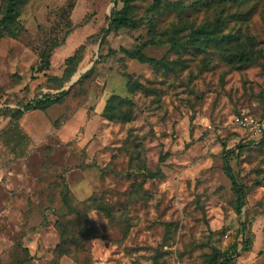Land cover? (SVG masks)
I'll return each mask as SVG.
<instances>
[{
    "label": "rangeland",
    "instance_id": "374dc122",
    "mask_svg": "<svg viewBox=\"0 0 264 264\" xmlns=\"http://www.w3.org/2000/svg\"><path fill=\"white\" fill-rule=\"evenodd\" d=\"M124 5L20 0L0 25V264H264V144L233 121L264 113V0H131L105 31Z\"/></svg>",
    "mask_w": 264,
    "mask_h": 264
},
{
    "label": "trees",
    "instance_id": "16d2710c",
    "mask_svg": "<svg viewBox=\"0 0 264 264\" xmlns=\"http://www.w3.org/2000/svg\"><path fill=\"white\" fill-rule=\"evenodd\" d=\"M20 0H8L6 9H5V14L2 18H0V25L2 26H6L8 23H10L15 16L18 13V2ZM131 4V0H125V5L121 10L115 11L113 12V16L112 19L110 21L109 27L105 30V31H109L111 29H119L122 27H134L137 25V21L130 18L128 16L127 10H128V6H130ZM216 27L218 28V23H216L214 25V30H216ZM214 30H212L211 26H202L200 28V33H203L205 36V39L207 41H214L216 44H221L223 41V37H218V36H214ZM143 46V45H142ZM138 47L136 49H125L126 53L129 54L131 57L137 58L140 61L143 62H149V63H155V60L147 58L142 50L141 47ZM79 60V56L78 53L73 54L72 56L68 57L66 60V64H67V70L66 73L71 74V72L73 71L71 66L74 65L77 61ZM93 69H89L86 74L84 76H90L92 74ZM67 91L63 90L60 94L58 95H46L43 96L42 98H37L32 102H28L26 103L23 108L21 109H15V110H10V114H8L12 119V126L13 127H17L18 126V118L26 111L28 110H34V109H45L50 107L51 105L58 103L61 100L62 95H64ZM242 112H238L237 114H241ZM246 114H253L252 112H243ZM253 115H257L260 117L264 116V113H256ZM264 144V136L257 138V139H249V140H245L242 139L240 142V146H250V145H263ZM228 171L230 172V168H227ZM238 201H239V207H241L242 205V195L241 192H239L238 194ZM66 204L67 207L70 209V204L69 202L66 200ZM246 228L244 225L241 226L240 230H239V234L238 237L241 238V241H243L244 239H246L247 235L245 234ZM64 235V232H62ZM238 247V243H234L232 245V251H236ZM62 246L60 244H58V246L56 247V250L62 251ZM224 255V259L222 261H220L218 264H234L233 261V257L229 254H223Z\"/></svg>",
    "mask_w": 264,
    "mask_h": 264
},
{
    "label": "built area",
    "instance_id": "2783aa9c",
    "mask_svg": "<svg viewBox=\"0 0 264 264\" xmlns=\"http://www.w3.org/2000/svg\"><path fill=\"white\" fill-rule=\"evenodd\" d=\"M233 121L237 126L253 136L250 139H257L254 137L260 138L264 136V116L260 117L253 114L241 113L235 115Z\"/></svg>",
    "mask_w": 264,
    "mask_h": 264
}]
</instances>
